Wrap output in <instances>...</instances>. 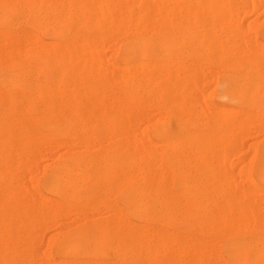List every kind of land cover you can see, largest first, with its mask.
Listing matches in <instances>:
<instances>
[{"label": "bare ground", "instance_id": "1", "mask_svg": "<svg viewBox=\"0 0 264 264\" xmlns=\"http://www.w3.org/2000/svg\"><path fill=\"white\" fill-rule=\"evenodd\" d=\"M261 3L0 0V264H46L73 214L49 264H264V43L234 17ZM209 66L235 104L199 102Z\"/></svg>", "mask_w": 264, "mask_h": 264}, {"label": "rangeland", "instance_id": "2", "mask_svg": "<svg viewBox=\"0 0 264 264\" xmlns=\"http://www.w3.org/2000/svg\"><path fill=\"white\" fill-rule=\"evenodd\" d=\"M234 17L239 18V23H241V25H242V34L248 40H250L252 38H254V39L257 38L259 41L264 43V34H262V32L264 30V3H261L259 5V7L257 9V12L254 13V14L248 13V15L246 16V13L242 12L240 14H235ZM250 23H254L255 25L260 26V27L262 26L261 29L258 31V34H251V32L249 31V24ZM107 55H110L109 51H107ZM210 71L214 72V73H212V74H214L213 77H211L212 75L209 74ZM221 71H222L221 69H218L215 66H213V67L209 66V68H205V70H204L206 75L209 74L208 75L210 77L209 79L205 80V78H202V76H199V75L196 76V79L201 81L202 86H203V84L207 83L206 85H204L205 88H203L204 89L203 93L200 92V94H199V98L198 99H199L200 103H205V101L208 102V100H209V102H214L216 104H228V105L235 104L234 99L231 96L227 97L226 94L224 93V90L226 89V86H227V83H226V75L227 74H226V72L224 73V71H223V73H222ZM222 75L225 76V79H223L224 77L222 78ZM216 77H218V79ZM212 80H214L213 83H212ZM215 80L216 81L218 80L217 83H214V82H216ZM214 84L216 85V87H215ZM206 86L209 89H207ZM212 89H213V92H212ZM209 91H211V93H209L210 96H208V92ZM151 113H153V116L151 115V122H153V123L150 124L151 123V122L149 123L150 120L148 121V123H149L148 126H147V124H144L146 122L140 123L141 124L140 132L144 130V131H147L149 133H152L154 125L157 123L156 120L158 121L160 116L156 112H151ZM152 118H154L155 120L152 119ZM253 130H254V132H251V135L253 134L252 138L250 136V138L245 140L244 147H245V145H246V147L245 148L243 147L244 149L242 150L241 153L250 152L249 151L250 148H248V147H250L251 145H252V147L254 146V147L259 148V149H261L264 146V129L257 126V128L254 127V129H252V131ZM140 141H143L142 138L140 139ZM104 144H106V143H97L94 146L89 147L88 150L94 151V150L98 149V147H100V145L103 146ZM82 150L83 149H81L80 147H77L73 151L74 152H79V151H82ZM65 151H66V149L54 150V151H51V152H47V151L44 150L37 157L33 158L34 166H33L32 169H28V167L26 165L23 166L24 172L21 174L23 176L22 182H23V185L25 186V188L29 189V192H33L31 190L32 189V184H31L30 180L31 179L32 180L33 179H38L39 178L38 174L40 172H42V171H45L46 169L48 170L50 165H52L57 160L59 155L61 153L65 152ZM250 155L251 154L248 153V157H250ZM245 164L246 163H243V162L242 163H238V165L236 164V167H234L235 168L234 171H233L234 172V177H233V180H232L234 185H241V186L244 185V182L240 178V174L239 173L241 171L247 169L246 168L247 165H245ZM228 166L229 165H227V167ZM263 191H259L258 193H262ZM113 196H114L113 199H115V195H113ZM106 215H108V214H106ZM106 215L104 214V216H106ZM76 219H78V217L73 214L69 221L62 220V221L59 222V224L60 225H65V227H67V229L68 228L69 229H74V228H76V227H78L80 225V222L84 223L86 221V219L82 220L78 224L75 221ZM58 225H57L58 228H56L54 230H49L47 232L46 231L43 232L44 244L40 247V251H39V253H40L39 257H41L40 259H41V261L43 263L49 264V261H47L43 257H45V255L48 254L47 242L49 241L51 236L53 234L58 233V232H64L65 230H67L64 227H59Z\"/></svg>", "mask_w": 264, "mask_h": 264}]
</instances>
